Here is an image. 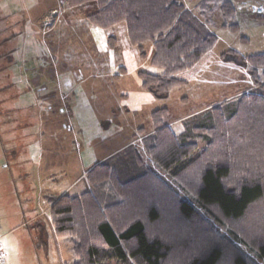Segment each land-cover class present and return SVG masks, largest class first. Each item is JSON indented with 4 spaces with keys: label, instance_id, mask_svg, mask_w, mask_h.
<instances>
[{
    "label": "rangeland",
    "instance_id": "obj_1",
    "mask_svg": "<svg viewBox=\"0 0 264 264\" xmlns=\"http://www.w3.org/2000/svg\"><path fill=\"white\" fill-rule=\"evenodd\" d=\"M200 1L181 0L195 15ZM232 1L237 30L222 27L220 12L215 13L208 29L216 44L177 75L186 84L157 99L142 87L139 75L162 73L151 64L153 43H142L141 56L125 21L110 28L92 24L86 16L97 9L95 3L68 7L65 0H0V247L7 253L5 264H73L72 242L54 232L50 200L90 189V168L131 144L220 235L264 264L255 249L235 241L228 222L205 213L193 193L158 168L139 141L140 129H152L157 109L168 108L166 122L181 132L184 118L253 87L249 63L225 61L221 55L264 53V15L250 12L264 0ZM122 166V173L136 171ZM254 221L264 226V215H250L242 223ZM162 226L168 229L167 222ZM183 226L180 232L189 230Z\"/></svg>",
    "mask_w": 264,
    "mask_h": 264
},
{
    "label": "trees",
    "instance_id": "obj_2",
    "mask_svg": "<svg viewBox=\"0 0 264 264\" xmlns=\"http://www.w3.org/2000/svg\"><path fill=\"white\" fill-rule=\"evenodd\" d=\"M65 2L68 7L95 3L97 9L86 17L101 28L125 21L128 38L141 56L142 43L152 41L151 64L162 73L139 75L142 87L157 99L186 84L177 75L193 68L216 44L208 29L215 13L220 12L222 27L238 28L232 0H202L198 15L181 0ZM221 57L248 62L253 87L184 118L181 132L166 122L168 108L157 109L152 129H140L139 141L158 168L193 193L205 213L228 222L235 241L264 258V226L242 223L250 215H264V53L243 58L230 50ZM139 149L131 144L92 166L87 173L90 189L82 194L51 198L54 232L72 242L73 264H258L146 165ZM124 163L136 171L122 173ZM163 222L167 230L161 229ZM181 226L189 230L182 233Z\"/></svg>",
    "mask_w": 264,
    "mask_h": 264
},
{
    "label": "built area",
    "instance_id": "obj_3",
    "mask_svg": "<svg viewBox=\"0 0 264 264\" xmlns=\"http://www.w3.org/2000/svg\"><path fill=\"white\" fill-rule=\"evenodd\" d=\"M251 11L257 15L264 14V3L258 4L256 6L251 7ZM7 258V253L0 247V264H5Z\"/></svg>",
    "mask_w": 264,
    "mask_h": 264
}]
</instances>
